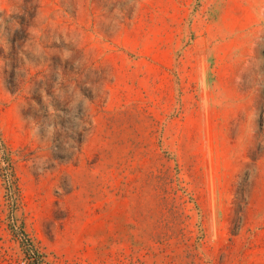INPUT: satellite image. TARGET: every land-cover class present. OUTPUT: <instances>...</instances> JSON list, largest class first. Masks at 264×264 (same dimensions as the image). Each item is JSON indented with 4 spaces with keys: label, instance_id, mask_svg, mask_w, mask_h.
<instances>
[{
    "label": "rangeland",
    "instance_id": "rangeland-1",
    "mask_svg": "<svg viewBox=\"0 0 264 264\" xmlns=\"http://www.w3.org/2000/svg\"><path fill=\"white\" fill-rule=\"evenodd\" d=\"M0 264H264V0H0Z\"/></svg>",
    "mask_w": 264,
    "mask_h": 264
}]
</instances>
